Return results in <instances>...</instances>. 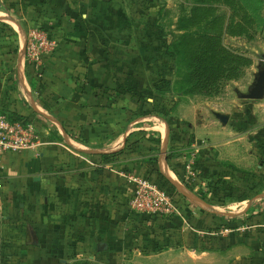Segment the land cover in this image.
<instances>
[{
    "label": "crops",
    "instance_id": "1",
    "mask_svg": "<svg viewBox=\"0 0 264 264\" xmlns=\"http://www.w3.org/2000/svg\"><path fill=\"white\" fill-rule=\"evenodd\" d=\"M247 12L248 36L225 34L216 47H235L226 38L248 43L237 42L245 49L238 57L248 60L237 80L251 71L248 92L264 64V42L256 45L263 33ZM160 15L139 0H0V113L33 123L42 138L37 150L2 160L0 264H128L131 256L153 264H264V206L255 202L264 190L242 202L210 200L215 177L235 184L253 156L251 142L192 104L208 96L179 90L191 59L185 54L183 72L173 48L188 30H176V19L159 24ZM36 27L54 42L40 78L25 55ZM171 93L178 102L167 108ZM255 102L249 119L264 134V97ZM163 107L169 116L159 113ZM195 147L202 179L188 186ZM157 171L174 190L177 214L131 212L128 176ZM219 220L232 229L215 244Z\"/></svg>",
    "mask_w": 264,
    "mask_h": 264
},
{
    "label": "rangeland",
    "instance_id": "2",
    "mask_svg": "<svg viewBox=\"0 0 264 264\" xmlns=\"http://www.w3.org/2000/svg\"><path fill=\"white\" fill-rule=\"evenodd\" d=\"M139 2L143 3V7H145L146 10L147 8H154L155 11L156 9H160L161 15L160 19L158 20L160 22L159 24L167 25L176 19V30L184 29V27L188 30L187 34L177 36L178 42L176 44V49L173 48V50L176 52L177 50L182 52L181 56L177 55L176 64L183 70V72L186 61L185 54L187 55V60L191 59L192 61L193 57L198 55L202 49H208L212 42H216L218 39L221 41V38L225 34H228L229 36L239 34L248 36L249 30L247 28H249V25L253 24L252 20H250L251 24L247 26L248 20L245 14H248L247 11L249 9L250 12L254 14L251 17L258 29L257 31L261 30L263 33L262 35H257L256 45L259 46L262 42H264V0H139ZM237 20H240L242 24L236 23L238 22ZM180 36L182 37L179 38ZM184 38L186 39L184 40ZM237 42H240L241 46L245 45V47L248 44L243 40L226 38L224 44L231 46L234 43L233 45H235V47H229L227 52H222L219 55H215V58L223 59L226 64L223 68V70H225V73L222 75L223 79L219 81L220 83L216 89L211 90L212 93H215L208 97H192L191 101L194 106H201L203 109H206L207 112H209L210 119H216L217 115L228 117L229 121L226 126H228L230 136L240 133L241 135L245 136L246 140L251 142L249 146L247 144L246 145L248 148L247 151H251L253 156L251 159L247 157L244 160L247 164L241 165V167L238 169L237 177H245V179L255 178L258 180L260 185H258L255 196H253L256 197L258 194H262L264 190V183L259 181V179H261L264 175V143H262L264 134H262L260 131L257 132L254 130V127L258 126V124L255 122L253 123L251 118L249 119V114H252L254 110L256 111L258 104L260 103L255 101L241 100L236 94V92L246 94L247 86L251 80L250 70L246 72L243 78L237 80L239 77H241L239 76V67L246 65L248 61L245 58L238 57L239 53L242 55L244 54L245 49L238 48L240 45H238ZM209 54L214 56L212 52ZM231 79H235L237 81L231 83V81H228ZM163 86L165 87V92L171 90L166 88L167 84H163ZM178 86L179 84H177V87ZM171 92L174 94L173 90H171ZM172 93L166 95V97L169 96L166 98L167 100L163 98L169 104L167 108L174 106V104H177L178 102V100L174 101V96ZM188 97L187 99H189ZM185 100L186 98H183V101ZM167 112L168 109L163 107L159 113L169 116V113ZM253 141H255V143ZM209 154L210 153L208 151L207 153H204L205 157L207 158ZM190 155L192 157V163L187 165L184 177V180L188 186L195 185L202 179L198 171H196L193 167V165L197 167L202 166L201 157H199L201 156V151L199 148L195 147L191 149ZM221 180L222 179L220 177H215V179L210 181V184L216 187L219 191L217 193L219 196H224L226 194L231 195L233 190L239 187V182L237 181H235L234 184L231 180ZM232 184H234V187H231ZM244 186L245 185L240 183L241 188H244ZM241 190L242 189H240V191H234V194H241ZM208 197H210V195ZM211 197L210 200L214 202L215 199H211ZM217 199L221 198L219 197ZM224 199L227 201L229 198ZM255 202H260V204L264 206V203H262L264 200ZM247 205L248 203L241 205L239 207L240 209H234L235 206H232L230 210L223 209L221 212L235 213L238 210L242 211ZM256 212H258V210ZM226 225L227 227H225ZM214 227L215 228L212 229L211 232L217 231L216 228L221 229V231L219 230L221 232L219 235L211 236L212 238L216 239L215 244H220L221 237L225 233H228L226 231L232 229L228 228V221L222 222L221 220L216 222ZM216 236H219L220 238ZM128 264H153V262L151 260L144 261L139 257L131 256L128 259Z\"/></svg>",
    "mask_w": 264,
    "mask_h": 264
},
{
    "label": "built area",
    "instance_id": "3",
    "mask_svg": "<svg viewBox=\"0 0 264 264\" xmlns=\"http://www.w3.org/2000/svg\"><path fill=\"white\" fill-rule=\"evenodd\" d=\"M54 42L46 38L45 33L36 27L32 32L25 55L33 73L40 78L45 70L47 54ZM42 138L31 122L10 119L0 113V189L2 187V160L6 155H20L37 150ZM134 186L133 196L128 203L131 212L148 217H168L177 214L176 198L168 195L150 179L129 175Z\"/></svg>",
    "mask_w": 264,
    "mask_h": 264
},
{
    "label": "trees",
    "instance_id": "4",
    "mask_svg": "<svg viewBox=\"0 0 264 264\" xmlns=\"http://www.w3.org/2000/svg\"><path fill=\"white\" fill-rule=\"evenodd\" d=\"M216 42H212L210 47L208 49H202L201 52L194 56L191 63L188 66V73L187 76L184 78V81L182 85L180 86L181 91L190 93V94H196V95H204L209 96L211 95V90H214L219 85V81L223 79L222 75L225 73V70L223 68L225 67V62L223 59L215 58V55H219L222 52H227L224 50L217 49ZM212 52L214 54L210 55L209 53ZM177 55H182V52L180 50L177 51ZM184 58V57H183ZM44 73V72H43ZM228 79V78H227ZM170 160V157L167 158V161ZM247 176V175H245ZM248 177V176H247ZM237 182H239V187L234 189L232 194H226L224 196H219L217 193L219 192L216 187L212 190V198H230L237 202L246 201L248 199L253 198L255 196V193L257 191L258 185L260 183L257 179H245V177H236ZM147 179H150L153 183L158 185L160 188H162L168 195L174 196V190L172 186L158 173V171L154 174L152 177H148ZM259 181L264 183V175L262 176ZM247 182V183H246ZM258 182V183H256ZM240 183L242 185H245L244 188L240 187ZM264 185V184H263ZM242 189L241 194H234V191H240ZM176 198V197H175ZM226 227V226H225ZM224 227V228H225ZM209 242V241H208Z\"/></svg>",
    "mask_w": 264,
    "mask_h": 264
},
{
    "label": "water",
    "instance_id": "5",
    "mask_svg": "<svg viewBox=\"0 0 264 264\" xmlns=\"http://www.w3.org/2000/svg\"><path fill=\"white\" fill-rule=\"evenodd\" d=\"M238 97L245 101H258L264 97V64L258 67V72L255 74L247 94H241ZM218 118L223 124H227L228 118L226 116H218Z\"/></svg>",
    "mask_w": 264,
    "mask_h": 264
}]
</instances>
